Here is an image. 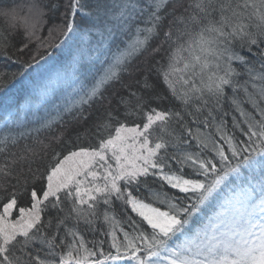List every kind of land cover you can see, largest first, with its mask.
I'll return each mask as SVG.
<instances>
[{"label":"snow or ice","instance_id":"obj_1","mask_svg":"<svg viewBox=\"0 0 264 264\" xmlns=\"http://www.w3.org/2000/svg\"><path fill=\"white\" fill-rule=\"evenodd\" d=\"M26 8L22 13L0 6L9 29L23 32L19 51L34 40L40 48L69 50L66 60L51 64L52 51L40 57L43 65L33 56L35 63L13 74L19 81L28 80L30 69L39 74L26 85L35 93L30 99L71 89L75 99L64 113L86 120L84 106L102 102L161 35L167 63L157 72L166 92L157 91L145 71L139 89L120 96L118 109L96 123L95 145L54 151L43 170H33L29 161L31 178L22 185L17 180L0 199V264H264V0H187L186 6L176 0H97L94 7L69 0L63 22L48 29L49 37L55 32L61 38L47 43L38 33L57 5L31 0ZM84 17L91 25L81 29ZM77 35L98 37L95 56L105 57L88 84L81 80L85 51L72 50ZM121 35L123 46L117 43L109 56L104 42ZM11 46L0 30V53ZM166 98L175 107H162ZM56 123L62 114L43 127ZM17 143L13 136L0 139L7 160L0 177L13 176L18 161L8 151ZM149 177L159 188L149 185ZM165 185L184 196H170ZM133 186H143L147 196H135ZM117 202L135 214H127L131 231L116 219ZM101 223L108 229L100 228L110 240L107 252L106 241L89 242L80 230L95 232Z\"/></svg>","mask_w":264,"mask_h":264},{"label":"trees","instance_id":"obj_2","mask_svg":"<svg viewBox=\"0 0 264 264\" xmlns=\"http://www.w3.org/2000/svg\"><path fill=\"white\" fill-rule=\"evenodd\" d=\"M37 2L41 4L52 3L57 5L55 12L49 13V15L45 17V27L38 33L39 36L46 38L49 28L53 27L55 24L63 22V14L67 10L69 0H37ZM102 2L111 4L112 0H102ZM29 3H31V0H0V6L8 5L16 7L22 13L27 11L26 6ZM88 3L91 7H94L97 0H88ZM176 3L177 5L182 4L186 6L187 0H176ZM181 10L180 7H177V12ZM167 23L168 21L166 20L165 28L167 27ZM90 25L91 21L87 17H84L80 21L81 29L88 28ZM0 30L9 35V39L12 43V46L8 48L6 54L0 53V139H3L5 136H13L18 140V143L15 146L9 144L8 157L12 158L11 153L15 152V158L18 162L12 168V177H0V199L7 198L12 190V186L17 183V180H19L22 185L25 177H28L29 179L31 178L32 173L28 170L30 160L34 161L31 165L33 170L36 168L43 170L51 161L54 151H64V153L67 154L68 150H76L82 146L87 147L95 145L97 143L95 135L96 123L99 120H102L108 111H116L118 109L120 96H127L129 90L139 89L140 85L137 81L142 79L145 71H147L151 81L156 84L157 91L161 92V94L166 92V87L163 85L157 72V69L165 66L167 63L168 45L161 43V35V38L153 39L148 45L147 50L133 60L131 65L133 69L132 74H125L121 84L109 87L107 91L104 92L105 99L102 102L98 101L93 103L91 107L87 105L84 106V116L87 117L86 120L72 119V117L64 113L65 106L69 105L72 100L75 99V97H70L68 95L71 89L58 88L47 98L37 102L35 99H30V94L34 96L35 93H32L31 89L26 86L31 83L32 80L40 79L37 72H31L30 69L27 81L12 79L13 74L19 73L22 70V65H26L28 62L35 63L31 59L32 48H35L36 51L42 50L43 48L39 47L40 42L34 40L29 44L27 49L21 52L18 49L23 46L22 41L24 40V37L22 30L9 29L8 22L2 16H0ZM50 38L51 42H56L61 37L57 36L54 32L53 36ZM98 39V37L93 36L90 41H86L81 35H77L72 41V50L83 48L85 51L84 67L81 70L83 72L81 80L85 84L91 83L95 75L99 73L102 68L100 60L105 58L103 55L100 56L99 59L95 56L93 46L96 45ZM124 39L125 36L121 35L120 39L116 42L105 41V50L107 51V54L110 56L111 52L115 51L117 43L122 47ZM155 48H159V51L153 52V49ZM55 50V55L47 58L48 63L50 61L49 64L53 61L61 62L67 59L69 50ZM46 52L36 58V60H40V57L45 56ZM248 55L251 57V54ZM42 61L43 60H40V63ZM136 68H139L141 71H135ZM241 79H243V77ZM160 103L161 106L165 108L175 107V104L170 102L167 98ZM75 111L76 110H74L73 114H75ZM60 114H62V123H56L52 129L43 127L46 122L57 118ZM61 133H63L62 136ZM21 134H23V136ZM77 134L80 135L79 141L76 139ZM101 134L105 133L102 132ZM237 135H239L238 132ZM57 136L61 137L60 142H57V140L54 139ZM25 145L32 149L31 153L26 150ZM21 155H24L27 159L19 160ZM208 155H211V153H208ZM4 163H7V160L4 155H0V164ZM155 179L156 178L154 177H149V185L152 188H159V181L153 183ZM5 188L7 191H5ZM132 191L135 196L142 199L147 196V191L143 186H141L138 191L135 189V186H133ZM162 191H166L170 196H184V194L179 193L177 190L171 189L166 185ZM156 206L160 207L161 210H167V207L164 204H158ZM128 213H131L130 208L125 211L124 206H122L120 202L116 203V219L119 221H125L122 226L125 230L131 231V228L126 222ZM208 214H211L210 210H208ZM131 215L135 216L134 213H131ZM200 218H203V214H201ZM200 218H196L195 222L192 224L193 229L198 226ZM136 219H139V217H136ZM145 227H147V225H145ZM100 228H103L104 231L108 230L102 223L98 226L95 232L86 230L84 226H81L80 230L85 239L89 242L93 240L97 242L102 240L106 241L103 248L104 251L107 252L109 251L110 240L100 234ZM148 230L151 231L150 229ZM120 238L122 239V236ZM91 246V243H89V247Z\"/></svg>","mask_w":264,"mask_h":264},{"label":"rangeland","instance_id":"obj_3","mask_svg":"<svg viewBox=\"0 0 264 264\" xmlns=\"http://www.w3.org/2000/svg\"><path fill=\"white\" fill-rule=\"evenodd\" d=\"M55 36V35H54ZM46 38H47V42H51L50 41V37L48 36V33H47V35H46ZM46 42V43H47ZM33 49V51H32V53H31V57H33V56H35L36 58H38L40 55H42V54H44L48 49V51H52L53 53H54V55H55V49H50V48H43L42 50H40V51H36V49L35 48H32ZM31 50V49H30ZM46 56V55H45ZM52 62V61H51ZM49 63H50V61H49ZM40 64H44V61H42ZM31 72H35V71H33V70H31Z\"/></svg>","mask_w":264,"mask_h":264}]
</instances>
